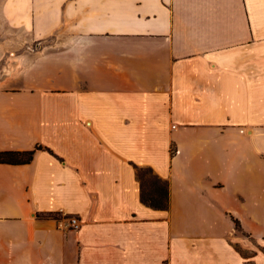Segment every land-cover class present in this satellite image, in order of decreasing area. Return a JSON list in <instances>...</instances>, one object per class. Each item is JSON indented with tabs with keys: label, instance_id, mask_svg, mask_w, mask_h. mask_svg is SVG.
<instances>
[{
	"label": "crops",
	"instance_id": "0c3cea01",
	"mask_svg": "<svg viewBox=\"0 0 264 264\" xmlns=\"http://www.w3.org/2000/svg\"><path fill=\"white\" fill-rule=\"evenodd\" d=\"M0 2L62 40L0 90V151H35L0 162V264H264V0Z\"/></svg>",
	"mask_w": 264,
	"mask_h": 264
},
{
	"label": "rangeland",
	"instance_id": "374dc122",
	"mask_svg": "<svg viewBox=\"0 0 264 264\" xmlns=\"http://www.w3.org/2000/svg\"><path fill=\"white\" fill-rule=\"evenodd\" d=\"M60 41L62 40L57 32L41 39H34L33 35L23 32L21 28L12 27L6 23L0 10V90L17 85L20 73L36 51L45 46H58ZM144 178L146 181L145 190L149 193L152 189L153 179L145 171ZM245 254H252L250 248L245 250ZM229 264H238V262Z\"/></svg>",
	"mask_w": 264,
	"mask_h": 264
},
{
	"label": "trees",
	"instance_id": "16d2710c",
	"mask_svg": "<svg viewBox=\"0 0 264 264\" xmlns=\"http://www.w3.org/2000/svg\"><path fill=\"white\" fill-rule=\"evenodd\" d=\"M34 150L29 151H0V162L21 163L28 162L33 158ZM137 167V166H136ZM144 171L152 176L151 192L145 190L146 181L144 178ZM138 177L142 182V200L155 208H167L169 204V184L167 180L159 178L153 174L151 168L137 167ZM238 225V223H237Z\"/></svg>",
	"mask_w": 264,
	"mask_h": 264
},
{
	"label": "built area",
	"instance_id": "2783aa9c",
	"mask_svg": "<svg viewBox=\"0 0 264 264\" xmlns=\"http://www.w3.org/2000/svg\"><path fill=\"white\" fill-rule=\"evenodd\" d=\"M58 226L66 229H78L81 226V219L77 215H66L59 217Z\"/></svg>",
	"mask_w": 264,
	"mask_h": 264
}]
</instances>
